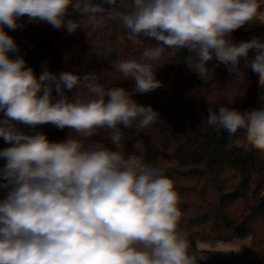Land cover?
Returning <instances> with one entry per match:
<instances>
[{
	"label": "clouds",
	"instance_id": "9594fccd",
	"mask_svg": "<svg viewBox=\"0 0 264 264\" xmlns=\"http://www.w3.org/2000/svg\"><path fill=\"white\" fill-rule=\"evenodd\" d=\"M116 4L0 0V137L8 145L0 149L5 182L0 264H198L205 258L189 254V242L178 230L180 198L163 167L144 159L142 145L130 154L123 147L120 125L139 131L165 123L158 110L133 96L163 86L154 69L165 64L167 50L174 57L187 48L182 63L205 82L213 75L206 66L213 57L241 80V59L258 75L260 107L241 112L222 105L217 111L213 105L218 101L206 99L204 123L226 131L232 146L264 156V41L231 39L248 22L264 23V0H128L123 11H113ZM69 7L92 28H100L106 17L118 20L133 43L139 37L155 41L133 49L136 58L114 64L115 72L132 82L131 94L123 87H103L96 73L56 74L44 67L37 76L22 55L10 57L18 47L5 27H22L17 21L26 16L73 33L82 27L81 19H66ZM81 88L86 100L64 94ZM47 123L67 127L71 134L56 142L17 127ZM97 129L109 130L107 140L115 150L101 142L85 145ZM223 251L238 252L240 245Z\"/></svg>",
	"mask_w": 264,
	"mask_h": 264
},
{
	"label": "trees",
	"instance_id": "16d2710c",
	"mask_svg": "<svg viewBox=\"0 0 264 264\" xmlns=\"http://www.w3.org/2000/svg\"><path fill=\"white\" fill-rule=\"evenodd\" d=\"M127 2L117 0L113 11H123ZM67 18L81 19L82 27L69 33L46 22H30L26 16L17 21L22 27L16 30L5 27L4 31L18 47L17 53H9L10 57L22 55L25 66L31 67L37 76L44 67L56 74L62 71L79 75L96 73L103 87H123L131 94L132 82L115 72L114 64L136 58L133 49L153 46L155 41L139 37L133 43L118 20L106 17L100 28H92L71 7ZM253 38L264 41V23L257 22L231 34L234 43ZM188 54L184 48L173 57L171 50H167L161 61L165 64L154 69L155 78L163 86L147 94H134L138 104L158 110L165 123L139 131L134 126L120 125L126 137L124 152L138 151L142 145L144 159L163 167L173 181L180 198L178 230L189 242V254L205 256L198 264H264V156L232 146L226 131L216 132L204 123L209 107L206 99L218 101L213 105L217 111L222 105L241 112L260 107L258 75L241 59L238 67L245 73L241 80L213 57L206 65L213 75L205 82L182 63ZM253 56L250 50L249 58ZM64 94L70 100L77 94L81 99L88 98L85 88L65 90ZM52 97L58 98L55 90ZM3 116L0 112V119ZM17 127L29 134L40 131L49 141L56 142L71 134L67 127L61 130L51 123L35 129L22 124ZM108 135L109 130L97 129L94 136L85 139V145L101 142L115 150L107 140ZM73 136L83 139L75 133ZM7 146L0 137V149ZM4 183L0 179V196L5 191ZM245 238H250V242L238 252L197 246L198 241Z\"/></svg>",
	"mask_w": 264,
	"mask_h": 264
},
{
	"label": "rangeland",
	"instance_id": "374dc122",
	"mask_svg": "<svg viewBox=\"0 0 264 264\" xmlns=\"http://www.w3.org/2000/svg\"><path fill=\"white\" fill-rule=\"evenodd\" d=\"M264 10V6H262V9ZM259 21H252V22H248L246 23L244 26H242V29L248 28L250 25L257 23ZM250 242V238H245L242 240L239 239H234V240H230V241H221V240H217V241H198L197 242V246L199 248H205V249H219V250H228L231 248H235L237 246L240 245V247L242 245H247Z\"/></svg>",
	"mask_w": 264,
	"mask_h": 264
},
{
	"label": "water",
	"instance_id": "95a60500",
	"mask_svg": "<svg viewBox=\"0 0 264 264\" xmlns=\"http://www.w3.org/2000/svg\"><path fill=\"white\" fill-rule=\"evenodd\" d=\"M40 94H42V93H40Z\"/></svg>",
	"mask_w": 264,
	"mask_h": 264
}]
</instances>
